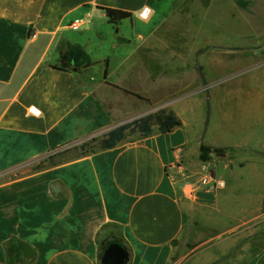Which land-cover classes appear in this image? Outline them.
Returning <instances> with one entry per match:
<instances>
[{"label": "crops", "instance_id": "1", "mask_svg": "<svg viewBox=\"0 0 264 264\" xmlns=\"http://www.w3.org/2000/svg\"><path fill=\"white\" fill-rule=\"evenodd\" d=\"M98 6L132 16L113 25ZM215 12L250 31L218 24ZM170 26L207 80L204 134L206 96L194 108L172 105L181 120L172 131L33 172L53 149L145 111L135 105L151 99L143 61L160 58L161 30ZM261 37L264 0H0V264H9L12 238L34 251L12 264H99L100 249L113 241L97 240L107 224L103 235H120L127 264H170L183 236L264 233ZM63 39L95 63L80 74L53 68ZM201 144L224 151L209 152L205 162ZM203 164L219 181L213 191L198 185ZM239 250L236 264H264V245L247 240Z\"/></svg>", "mask_w": 264, "mask_h": 264}, {"label": "rangeland", "instance_id": "2", "mask_svg": "<svg viewBox=\"0 0 264 264\" xmlns=\"http://www.w3.org/2000/svg\"><path fill=\"white\" fill-rule=\"evenodd\" d=\"M213 14L214 20L218 24L224 23L228 25V28L236 27V29L243 30V32L250 31L246 24L221 18V13L215 12ZM175 29V27L170 26L165 33L164 30H161L160 58L158 60L151 58L143 61L144 68L149 73L148 78L144 77V86L149 89L151 99L148 104L135 102L136 107L145 108V111L130 117L126 121L159 109H172V105L177 102L185 103L186 107L190 109L195 107L198 100L204 101L205 88L194 69V65L198 62L190 56V44H181L179 42L180 38H176ZM254 35L252 39L256 38ZM216 47L218 46L213 45V48ZM115 64L114 60H110L109 68H113ZM97 67L96 65L95 71H97ZM146 80H148L147 83ZM210 232H215V230L204 231L207 234H211ZM202 240L205 241L202 242ZM247 240L252 244L249 237ZM247 240L246 236L244 237L240 233L232 234L228 231L216 237H213V235L205 236L200 233L189 237L183 236L178 241L176 252L170 264H236L238 256L244 254L242 250H239V246ZM179 256L180 258L176 261Z\"/></svg>", "mask_w": 264, "mask_h": 264}, {"label": "trees", "instance_id": "3", "mask_svg": "<svg viewBox=\"0 0 264 264\" xmlns=\"http://www.w3.org/2000/svg\"><path fill=\"white\" fill-rule=\"evenodd\" d=\"M98 8L105 12L108 22L113 25L120 20L132 16L131 12L122 9L105 6H98ZM94 63L95 61L82 45L71 44L63 39L58 45V62L53 64L52 67L58 70L73 71L80 74L83 68L92 66ZM105 66L106 68L103 72L104 77L107 75V61H105ZM123 90L128 94L148 102L147 99L138 93L131 92L126 89ZM180 125L181 120L172 109H159L155 112H150L130 121L116 125L105 133L92 135L82 140L59 146L39 159L38 163L32 167V171H38L46 167L55 166L63 162L93 154L100 150L113 148L123 140L149 136L154 131L160 133L169 132ZM211 151L219 153L224 151V149L220 147L211 148L207 145L201 144L200 159L202 161H208L209 152ZM111 226L113 225L107 224L101 228L97 234L99 244H101L105 238H112L113 240H117V238H119L120 235L113 230L108 232L104 237L103 234L106 230L110 229ZM251 242L252 245H264V233H261L256 237H252ZM103 249L104 246H102L99 251V264H103ZM6 250L9 264H12L19 256H22L25 260H31L34 257V251L29 246L14 238L10 239L6 243Z\"/></svg>", "mask_w": 264, "mask_h": 264}, {"label": "water", "instance_id": "4", "mask_svg": "<svg viewBox=\"0 0 264 264\" xmlns=\"http://www.w3.org/2000/svg\"><path fill=\"white\" fill-rule=\"evenodd\" d=\"M195 69L201 79L202 85L205 88L206 112H205L204 129L202 133L204 134L209 119V110H210L209 92L207 89V80L201 66L195 65ZM102 258H103V264H127L128 252L125 250V248L119 241L113 240L107 242V244L104 246Z\"/></svg>", "mask_w": 264, "mask_h": 264}, {"label": "built area", "instance_id": "5", "mask_svg": "<svg viewBox=\"0 0 264 264\" xmlns=\"http://www.w3.org/2000/svg\"><path fill=\"white\" fill-rule=\"evenodd\" d=\"M147 12H148V7H145L143 8V10L140 12L139 15L141 17H145ZM81 23H82V20L77 19L71 23V26L73 28H77L79 25H81ZM28 111L33 115L40 114V110L34 106H30L28 108ZM202 170H203L202 174L200 175L199 180H198V185L203 187L206 190H211V191L215 190L217 186H219V181L216 179L214 173L210 169H208L206 164H203Z\"/></svg>", "mask_w": 264, "mask_h": 264}, {"label": "flooded vegetation", "instance_id": "6", "mask_svg": "<svg viewBox=\"0 0 264 264\" xmlns=\"http://www.w3.org/2000/svg\"><path fill=\"white\" fill-rule=\"evenodd\" d=\"M105 246V245H104Z\"/></svg>", "mask_w": 264, "mask_h": 264}]
</instances>
